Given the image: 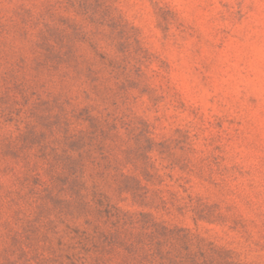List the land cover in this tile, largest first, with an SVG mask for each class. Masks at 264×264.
<instances>
[{
    "label": "rangeland",
    "instance_id": "obj_1",
    "mask_svg": "<svg viewBox=\"0 0 264 264\" xmlns=\"http://www.w3.org/2000/svg\"><path fill=\"white\" fill-rule=\"evenodd\" d=\"M0 264H264V0H0Z\"/></svg>",
    "mask_w": 264,
    "mask_h": 264
}]
</instances>
